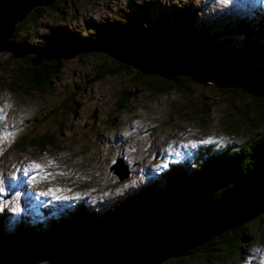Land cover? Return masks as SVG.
Wrapping results in <instances>:
<instances>
[{
    "label": "rangeland",
    "instance_id": "1",
    "mask_svg": "<svg viewBox=\"0 0 264 264\" xmlns=\"http://www.w3.org/2000/svg\"><path fill=\"white\" fill-rule=\"evenodd\" d=\"M143 2L154 3L151 15L148 16L150 20L158 21L169 13L167 22L173 19V7L184 9L186 6V9H195L191 22L193 26L201 27L205 22L215 31L217 26L220 30L228 27L223 26L228 23L220 18L232 23L233 19L250 15L251 9L258 6V2L259 7L264 6V0H68L62 6L64 8L58 6V13L55 9L42 12L36 25H27L23 34L31 44H40L56 28L65 26L81 37L88 34L92 24L98 26L111 22L114 14H120L124 18L133 16L132 8ZM175 13L180 19V12ZM143 28L154 29L150 22H145ZM141 37L139 34H132L129 38L115 35V45L102 50L127 56L129 49L126 48L132 46V42L142 40ZM232 40H235L233 47L238 48L239 41L235 38ZM145 46L146 43L143 44L144 48ZM184 48L186 49V45ZM152 50L150 47L151 52ZM131 53L135 55V59L144 63L145 58L138 57V49L132 46ZM14 60L18 59L12 58L10 51H0L1 68L13 64ZM183 60L184 58L172 59V65L167 66L169 71L171 69L168 73L172 76L183 73ZM253 61L251 65L254 70L264 68V63H259L257 59ZM102 63L105 62L97 57L80 59L78 56H67L62 62L59 75L54 79L50 93L18 96L9 93L5 85H0V109H3V118L0 119V187L4 189L0 194V213L2 210L6 213L4 225L13 226L18 213L30 210L36 203L39 206L59 204L61 211L74 208L72 205L77 201L86 202L94 210L105 208L134 194L137 188L154 183V178L171 165L183 166L187 161L190 165L192 155L202 151L205 146L213 151H223L255 139L262 140L264 137L262 129H253L239 122L241 113L238 111H241L242 105L230 100V93L221 86L222 81L227 80L219 78L213 72L206 71V74H202L204 78L201 84L189 83L191 93L171 90L168 94L156 95L143 87L130 84L123 74L107 76L100 82L94 81V76L101 69L97 65ZM224 63L219 62L223 70L229 71L226 75L236 78L232 80L237 84L241 82L237 79L239 69L236 62L230 64L226 60V64ZM1 79L0 77V82ZM124 91L129 92L130 102L119 111L118 104L124 98ZM250 91L255 93L251 89ZM257 91V94L263 95L264 85L260 84ZM236 92L237 97L243 96L240 86ZM71 101L75 103L73 110L68 106ZM8 105L12 107L9 108ZM54 113L59 114L55 127L58 134L55 147L34 152L35 147L27 144L25 151L18 152L15 143L23 134L31 137V134L40 135L43 130L54 131ZM66 114L68 123L63 126L65 129L59 130ZM36 119L43 120V124L39 125ZM34 127H37L36 131ZM208 140L214 142L201 143ZM116 159L121 160L129 171L128 179L119 180L110 171V166ZM49 161L54 162L55 167L49 168ZM33 163L43 164L45 171L53 175L46 180L37 176L33 181L31 176L34 173L25 175V169ZM56 173L64 175L57 176ZM50 189L60 191L54 195L49 192ZM41 192L49 194L41 196ZM34 210L41 218L50 215L45 210ZM24 214L26 218L31 217V212ZM59 216L60 212L57 214ZM238 218L231 220H240ZM195 226H189L187 232H184L186 238L194 235L196 239L205 235L203 227ZM140 229V224L136 223L125 232L122 244L113 251L112 258L107 251H103L102 255L101 252L98 255L90 251L85 254L84 262L115 264L113 259L132 256L131 253L135 252L136 256L133 257L140 258L139 264L155 263L157 258H152L149 251H134L135 243L132 244V241ZM251 230L250 241L244 244L241 255L221 252L214 255L218 260H213L210 264H264V226L261 229L254 226Z\"/></svg>",
    "mask_w": 264,
    "mask_h": 264
},
{
    "label": "trees",
    "instance_id": "2",
    "mask_svg": "<svg viewBox=\"0 0 264 264\" xmlns=\"http://www.w3.org/2000/svg\"><path fill=\"white\" fill-rule=\"evenodd\" d=\"M66 1L68 0H55L49 7H34L32 12L15 24L10 42L28 44L29 48L59 45L69 50L64 51L58 58L49 59V61L43 59L37 65L31 63L35 54H26L15 58L11 53V57L18 60H14L13 64L3 68L0 67V77L2 78L0 85H5L9 93H15L18 96H25L29 93L38 95L50 93L53 89L54 79L59 75L62 62L67 56H78L80 59L91 56L105 62L97 65L101 69L94 76V81L100 82L107 76L123 74L127 76L128 79H126L130 84L143 87L156 95L168 94L171 90L187 94L186 92H190L189 83L201 84L204 78L202 74H206V71L211 72L206 69L207 65L204 64L209 59L203 58L209 57L219 66V62L226 64V60L230 61V64L236 62L243 73L255 77L250 80L255 93L250 91L244 81L241 80L237 84L232 80L234 77L230 76H227L230 78L227 81H222L221 86L230 93V100L239 102L244 108V110L242 108L241 111H238L241 113L239 122L247 124L250 128H260L264 131V94H257L260 84L264 85V68L254 70L251 65L255 59L259 60V63H264V10L259 6L251 9L250 15L233 19L232 23L228 19L220 18L228 23L223 26L227 25L228 27H223L220 30V27L217 26L215 31L211 25L205 22L201 27L193 26L191 22L195 15V9H186V6L184 9L173 7V19L167 22L169 13L165 14L166 18L162 16L158 21L150 20L148 16L151 15L154 3L143 2L132 8L133 16L124 18L120 14H114L111 22L98 26L92 24L88 29V34L84 36L79 37L72 30L69 31L65 26H61L51 33L54 35L53 37L50 35L40 44H31L23 34L26 26L36 25L41 13L48 9H55L58 13V6L64 8L62 6ZM175 11L180 12V19ZM145 22H150L154 29L143 28ZM135 32L142 36L143 40L154 41L151 44L157 47L156 52L152 46L153 50L151 52L149 48V52L161 53V62H166V66L156 61L150 63L143 60L144 63L139 61L143 66L140 69L141 67H135L124 58H121L122 61L110 53L102 51L103 48H108L106 46L116 43L113 41L115 35L125 37ZM142 34L146 37H143ZM233 38L239 41L236 49L233 47L235 46ZM169 41H173V46L177 44V49L184 42L191 45L199 56H203L202 60L195 62L198 58L196 55L194 62L190 63L189 52L187 53L185 49H178V52L186 54L188 62L184 64L188 69L184 68L183 71L187 74L180 73L172 76L168 73L171 69L169 71L167 68L169 63L172 65V59L167 55L172 54L174 48L164 47V45H170ZM126 49H129L127 56L135 58V55L131 53L132 48ZM162 49L163 52H161ZM190 57L192 56L190 55ZM144 58L146 59V57ZM148 64H153V68ZM159 66H162V70L157 69ZM213 74L215 73L213 72ZM237 74H239L238 70ZM238 86H240L243 96L237 97ZM122 94L124 98L118 104L119 111L123 110L130 102L129 92L124 91ZM244 100L247 101L243 102ZM68 106L72 109L75 103L71 101ZM61 110L62 107L60 112ZM208 112L206 111V113ZM67 115H65L59 130L68 123ZM185 115L189 114L185 113ZM54 116L56 118L52 122L53 132L43 130L40 135L31 134V137L25 133L17 139L15 149L18 152H23L27 144L35 147L34 152L45 151L46 147L54 148L58 137L55 127L58 124L59 114L54 113ZM35 121L39 125L44 122L37 119ZM34 128L36 131L37 127ZM257 140L245 142L246 144L243 143L235 148H226L223 151H213L205 146L202 151L192 155L190 165L187 161L182 164L183 166H171L154 178V183L137 188L134 194L105 208L94 210L86 202L77 201L72 205L74 208L61 211L59 204H57L58 206L51 204L50 206H39L36 203L30 210L17 215L16 222L11 227L4 225L6 213L2 210L0 213V264H19L20 262L23 264H63L90 251H94L98 255L100 252L107 251V253H111L112 258L113 251L119 247L118 243L112 245L113 247L108 250L101 251L99 249L117 242L120 238L123 239L125 232L134 224L169 216L177 212L185 203L197 197L218 199L223 191L231 189L236 181L249 173L255 165L264 159V137L262 140ZM34 152H32L33 155H35ZM34 209L45 210L50 215L41 218ZM26 212H31L30 218L25 217L24 213ZM59 212L60 216L57 217ZM263 218L264 212L248 223H243L244 225L239 224L210 237L204 243L202 241L205 240L206 235L196 239L194 235L189 236L192 240L191 243L187 244L184 241L185 244L180 249H185L178 256L160 257L159 259L162 261L156 264H210L213 260H218V257H214V255L221 252L239 256L243 251L244 244L250 241L251 228L255 226L261 229V226H264ZM238 221L240 220L236 222ZM192 243H199V245L188 249Z\"/></svg>",
    "mask_w": 264,
    "mask_h": 264
},
{
    "label": "water",
    "instance_id": "3",
    "mask_svg": "<svg viewBox=\"0 0 264 264\" xmlns=\"http://www.w3.org/2000/svg\"><path fill=\"white\" fill-rule=\"evenodd\" d=\"M54 1L55 0H0V51H10L13 57L15 58L16 57L20 58L21 56H24L26 54H35V58L31 60V63L33 65H37L43 59L49 61V59L58 58L64 51L69 50L62 48L59 45H47L44 48H29L30 45L28 44H16L14 42L9 41L14 31L15 24L17 22L23 20L34 7L37 6L49 7L54 3ZM132 34H137V33L135 32ZM132 34H130L129 36H125L124 38H129L130 36H132ZM152 42L154 41L142 39L136 42H132V46L138 49V53H137L138 57L145 54L144 56L146 57L145 61L150 63L156 61L157 63H161L166 66V62H161V58H160L162 56L161 53L154 54L149 52V48L151 46L152 48H154V52H156L157 47L156 46L154 47L151 44ZM172 42L173 41H169L170 45H164V47L168 46L169 48L172 49L174 48L173 50L176 51L177 53H180L181 55L180 54L178 55L176 52L173 51L172 54L167 55L169 58L171 59L184 58V60L186 61L183 60V62L187 63L188 60L185 57L186 54L184 55L182 54V52H178V49L179 50L185 49L184 47L186 45V49H185L186 52L187 53L189 52V54L192 56L190 57L189 55L188 57L191 58L190 63L194 61L195 59L194 57L198 55L195 52V49H193L194 47L188 44L184 45L183 43L177 49L176 47L177 44L174 45L173 47ZM145 43L146 46L144 48L143 44ZM112 45L115 44H110L109 46L106 47L110 49L112 48ZM116 46H118V44H116ZM163 49L161 50V52H163ZM102 51L106 53H110V55H113L118 59L124 58L125 60L129 61V63L133 64L137 68H140L142 66L139 63L140 60H137L135 58H131L125 55L118 56L117 54L112 53L109 50L108 51L102 50ZM202 57L198 55V58L195 60V62L201 61ZM203 58L209 59L207 60V62L202 61L204 62V64L207 65V66L205 65L206 69L210 70L211 72H214L215 75L221 79H226V80L230 79L227 77L228 75H226V73L229 72L228 70L226 71L223 70L221 66H219L217 63H214V61L209 57L208 58L203 57ZM185 66L186 65H184V67ZM142 67L140 69H142ZM159 68H162V66H159L157 69ZM182 69L183 68H180V70ZM185 69H188V67L186 66ZM237 69H239L238 71L240 74V75L237 74V76L239 77L238 79L246 82L249 89L253 90L251 87L252 84L250 80L255 77L243 73L240 66H237ZM181 72H183V74H187V72L185 71H181ZM110 170L116 175V177L119 180H124L129 177V171L124 166L123 162L119 159H116V161L111 165ZM202 198L197 197L191 200L190 202L185 203L177 212L169 216L161 217L154 222L153 221L147 222L148 220L144 222L142 221L138 222V224H140L141 228L143 229L137 234L138 238L136 237L135 239L133 238V240H135L132 241V244L135 243L134 251L147 250L150 252L152 258L155 259L157 258L156 259L157 261H155V263L153 264L160 263L162 261L161 259H159L160 257L164 258L167 255H169V257L178 256L180 252H182L185 249V248L180 249L181 247H183L185 242L187 244L189 242L191 243L192 240L190 238L185 240L187 235L184 232H187L186 230H188L190 227L193 228L196 224L199 225V227L201 226L205 229L204 231L207 237L205 238V240L202 241V243H204L210 237L218 235L222 231L231 229L235 226H238L239 224L248 222L253 218H255L257 215L263 213L264 212V159L261 160L257 165H255L249 173H247L241 179L236 181L231 189L223 191L218 199H210V197H207L205 199ZM201 200L204 203L201 202ZM245 212L247 213L244 214ZM242 215L245 216L241 217ZM235 217L237 218L240 217L238 218L240 219V221L236 222L234 220H231ZM160 219L161 221H159ZM152 234L154 235V237H152ZM122 238L124 239V237ZM123 239L120 238V240H118L117 242L111 245H106L104 247H101L99 250L101 251L108 250L112 248L113 247L112 245L116 243H118V245L120 246L122 244L121 241ZM195 245H199V243L198 244L192 243L190 246H188V249L194 247ZM131 255L132 256H129L130 262L128 263H126L127 261L126 259H123L124 261L122 260V263L114 259L113 261L116 264L117 263L135 264L140 262V258L133 257V255L136 256L135 252L134 253L132 252ZM63 264H86V263L80 261V258H77L75 260H69Z\"/></svg>",
    "mask_w": 264,
    "mask_h": 264
},
{
    "label": "snow or ice",
    "instance_id": "4",
    "mask_svg": "<svg viewBox=\"0 0 264 264\" xmlns=\"http://www.w3.org/2000/svg\"><path fill=\"white\" fill-rule=\"evenodd\" d=\"M8 107H12V105H8ZM3 109H0V119L3 118ZM209 142H214L212 140H208V141H201V143H209ZM193 147H195V144L192 145ZM48 167L51 168V167H55V164L54 162L52 161H49L48 162ZM30 172L34 173L32 176H31V179L33 181L36 180L37 176H41L43 179H48L49 176H52L53 174L51 172H46L45 171V166L43 164H40V163H33L31 165H29V167L27 169H25V175H28ZM55 175L57 176H63L64 174L63 173H56ZM60 191V189H50L49 192H51L52 194L55 195L56 192ZM4 192V189L2 187H0V194H2ZM49 193L47 192H41L40 195L41 196H46L48 195ZM57 199H60L59 196H56ZM66 199V197H65Z\"/></svg>",
    "mask_w": 264,
    "mask_h": 264
},
{
    "label": "bare ground",
    "instance_id": "5",
    "mask_svg": "<svg viewBox=\"0 0 264 264\" xmlns=\"http://www.w3.org/2000/svg\"><path fill=\"white\" fill-rule=\"evenodd\" d=\"M129 48H132V46H129ZM168 60H169V62H171L170 59H168ZM169 64L171 65V63H169ZM151 68H153V67H151ZM196 227H199V225H196ZM142 229H143V228H141L140 231H141ZM136 238H137V237H136ZM133 241H135V240H133ZM85 258H86L85 254L81 255V257H80V261H83V262H84ZM116 259H117L120 263H122V260H123V259H126V260H127L126 263L130 262V258H129V256H126L125 258H123L122 256H118ZM123 261H124V260H123ZM85 263H87V262H85ZM139 263H140V262L135 263V264H139ZM89 264H91V262H89Z\"/></svg>",
    "mask_w": 264,
    "mask_h": 264
},
{
    "label": "clouds",
    "instance_id": "6",
    "mask_svg": "<svg viewBox=\"0 0 264 264\" xmlns=\"http://www.w3.org/2000/svg\"><path fill=\"white\" fill-rule=\"evenodd\" d=\"M259 5H260V3L258 2V6H259ZM260 8H261L262 10H264V6H263V7L260 6ZM115 161H116V160H115ZM178 165L180 166V164H178ZM171 166H174V165H171ZM171 166H170V167H171ZM110 167H111V166H110ZM170 167H169V168H170ZM169 168H168V169H169ZM110 171H111V170H110ZM111 172H112V171H111ZM112 173H113V172H112ZM113 174H114V173H113ZM129 174H130V173H129ZM114 175H115V174H114ZM159 175H160V174H159ZM159 175H158V176H159ZM115 176H116V175H115ZM117 179H118V178H117ZM127 179H128V178H127ZM135 192H136V191H135Z\"/></svg>",
    "mask_w": 264,
    "mask_h": 264
}]
</instances>
